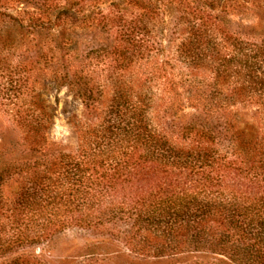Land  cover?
Returning a JSON list of instances; mask_svg holds the SVG:
<instances>
[{
	"label": "trees",
	"instance_id": "trees-1",
	"mask_svg": "<svg viewBox=\"0 0 264 264\" xmlns=\"http://www.w3.org/2000/svg\"><path fill=\"white\" fill-rule=\"evenodd\" d=\"M126 1L131 14L116 7L97 19L116 41L91 57L107 69L98 76V63L84 68L72 56L64 76L85 107L97 111L89 123L69 117L76 152L43 153L51 123L43 104L16 120L32 155L7 158L0 151V264H36L18 252L71 227L116 238L122 231L128 256L141 261L199 253L214 257L209 264H264V126H241L228 109L250 102L264 120V35L256 41L232 31L222 0ZM60 9L54 21L68 24L73 12ZM17 13L0 11L21 28L37 20L34 12ZM167 67L180 70L175 96L195 103V115L176 122V134L153 116L152 85ZM195 69L212 78L203 97L190 90L199 86L188 74ZM106 91L111 98L101 106ZM173 107L170 122L178 120ZM10 180L17 184L7 197Z\"/></svg>",
	"mask_w": 264,
	"mask_h": 264
},
{
	"label": "rangeland",
	"instance_id": "rangeland-1",
	"mask_svg": "<svg viewBox=\"0 0 264 264\" xmlns=\"http://www.w3.org/2000/svg\"><path fill=\"white\" fill-rule=\"evenodd\" d=\"M222 1H226L223 19L232 31L246 34V38L256 41L264 35L263 0L256 1L255 4H252L254 0H240L236 3L235 0ZM112 2L115 5L112 6ZM241 3L247 8L242 7ZM93 4L96 8L91 10ZM116 7L127 10L128 14L135 10L126 0H0L1 12L7 9L18 16V11H30L34 12L33 16L37 18L31 26L28 27L27 23H24L26 27L21 28L13 24L9 17L0 15V151L6 154L7 158L32 155L25 143V134L22 128L17 126L16 120L33 115V111L28 112L27 108L33 109V106L40 104L46 105V111L51 115V123L46 132L48 144L43 153L50 156L59 152H76L78 133L69 117L75 115L83 122L89 123L95 120L97 111L85 107L65 82L64 76L69 73L71 64L75 62L73 57L84 68H93L94 64L98 63L95 72L98 76L107 69L102 61L91 57L97 55L95 49L99 46H108L111 51L116 44L114 34H107L101 26L96 25L102 14ZM60 8L73 12L67 20L68 24L54 21V16ZM6 37L13 42L4 45L2 41ZM163 44H166L165 41ZM166 56L165 50L164 54L157 56L156 61L160 63ZM178 72V68L171 70L167 67L166 75L156 79L152 85L156 96L153 116L158 122H169L174 134L177 133L176 122L188 120L196 113L192 108L194 102L179 100L175 96L173 84L174 80L179 79ZM188 74H194L199 81V86L190 89L191 92L195 93L197 90V95L202 97L209 94V84L212 82L209 72L195 69L190 70ZM177 91L182 90L178 88ZM110 98L111 93L106 91L101 99V106H106ZM249 103L230 104L228 109L233 111L232 116L241 126L247 123L257 127L264 126V120L255 114L256 106ZM173 104V110L179 111V114L178 120L175 118L176 120L170 122L169 113ZM36 115L38 112L35 111ZM35 155L40 156V152L35 153L33 157ZM16 184V180H10L3 186L7 197L15 192ZM121 230L124 231L123 228ZM121 233L116 238L109 231L94 232L71 227L42 244L30 246L18 253L29 255L30 259H36L38 264H185L194 260L209 264L215 260L211 255L189 253L174 258L175 260L141 261L128 256L124 243L125 233ZM223 260L229 262L226 258ZM29 263L32 264V261Z\"/></svg>",
	"mask_w": 264,
	"mask_h": 264
}]
</instances>
